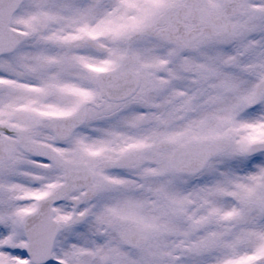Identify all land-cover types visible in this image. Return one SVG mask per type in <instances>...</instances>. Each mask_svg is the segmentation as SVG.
Masks as SVG:
<instances>
[{"label": "snow or ice", "instance_id": "obj_1", "mask_svg": "<svg viewBox=\"0 0 264 264\" xmlns=\"http://www.w3.org/2000/svg\"><path fill=\"white\" fill-rule=\"evenodd\" d=\"M0 264H264V0H0Z\"/></svg>", "mask_w": 264, "mask_h": 264}]
</instances>
